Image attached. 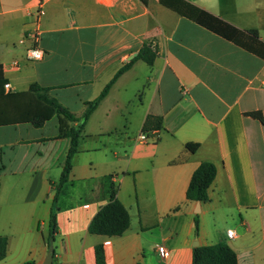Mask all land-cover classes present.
Instances as JSON below:
<instances>
[{
	"label": "crops",
	"instance_id": "obj_1",
	"mask_svg": "<svg viewBox=\"0 0 264 264\" xmlns=\"http://www.w3.org/2000/svg\"><path fill=\"white\" fill-rule=\"evenodd\" d=\"M39 1L0 0V65L10 90L38 82L81 116L132 63L85 125L52 240L51 209L70 138L57 137V116L41 127L0 126V236L8 238L0 264H44L51 243L53 264H97L98 244L105 264H192L196 239L227 242L238 264H264V58L160 0H42L46 54L32 61L22 39ZM187 1L256 30L264 42V0ZM144 44L157 51L153 64L136 59ZM149 115L161 117V126L142 140ZM204 161L217 173L196 213L186 191ZM106 176L131 216L120 235L89 231L108 201Z\"/></svg>",
	"mask_w": 264,
	"mask_h": 264
},
{
	"label": "trees",
	"instance_id": "obj_2",
	"mask_svg": "<svg viewBox=\"0 0 264 264\" xmlns=\"http://www.w3.org/2000/svg\"><path fill=\"white\" fill-rule=\"evenodd\" d=\"M165 6L178 13L191 18L204 27L233 41L248 51L264 58V42L259 38L256 30H240L232 24L217 16L199 8L187 0H160ZM157 51L149 44H144L139 50L136 59H143L148 64H153ZM133 61V60H132ZM132 62L123 66L116 76L105 86L103 91L91 101L86 102L85 111L77 116L57 97L51 94V87L42 86L38 82L30 84L27 90H6L7 78L3 74L0 65V126L17 123H30L34 127H41L52 117L59 120L58 138L69 137L70 147L67 151L62 172L56 183V193L50 215V240L57 230V211L60 209L62 197L69 195L72 187L70 175L73 169V158L78 152L79 142L84 133L85 125L93 111L98 107L102 99L109 92L112 84L119 75L130 68ZM254 116L261 118L259 112H252ZM161 126V117L147 116L143 132H151ZM191 151H195L198 144H187ZM217 173L216 166L208 161L201 162L195 169L190 179L186 197L189 201L207 202L209 200V188ZM108 180V201L98 210L89 224V231L102 235H120L126 231L131 223L128 209L117 198L118 186ZM62 203V202H61ZM198 214L195 218L196 232L198 231ZM8 238L0 236V260L7 256ZM96 263L105 264V251L102 244L95 247ZM25 264H33L32 261ZM192 264H238L235 250L225 241H219L210 245H198L193 249Z\"/></svg>",
	"mask_w": 264,
	"mask_h": 264
},
{
	"label": "built area",
	"instance_id": "obj_3",
	"mask_svg": "<svg viewBox=\"0 0 264 264\" xmlns=\"http://www.w3.org/2000/svg\"><path fill=\"white\" fill-rule=\"evenodd\" d=\"M45 14L44 4L43 1H39V3L32 9L29 10V15L32 18V28L26 33L24 38L22 39V42H25L28 40L30 42L29 46L26 50V57L29 60L32 61H38L44 58L46 52L43 50V48L40 46V30H41V20L43 15ZM14 66L18 65V61H14L12 63ZM261 87L264 88V78L261 79ZM6 90H9V83L5 85ZM154 135L157 133V131L152 132ZM140 139L144 140L146 139L147 133L142 132L139 135ZM228 236L231 238L235 237V232L233 230H228ZM158 251L162 257L167 256V250L164 246L160 245L158 246Z\"/></svg>",
	"mask_w": 264,
	"mask_h": 264
},
{
	"label": "water",
	"instance_id": "obj_4",
	"mask_svg": "<svg viewBox=\"0 0 264 264\" xmlns=\"http://www.w3.org/2000/svg\"><path fill=\"white\" fill-rule=\"evenodd\" d=\"M200 205H201V202H200V201H197L196 208H195V212H196V213L200 212ZM193 245H194L195 247L199 245V242H198L197 239L194 241ZM53 250H54V249H53V244L51 243L44 264H53V263H52V259H53Z\"/></svg>",
	"mask_w": 264,
	"mask_h": 264
}]
</instances>
